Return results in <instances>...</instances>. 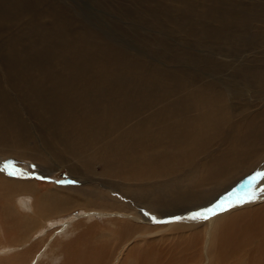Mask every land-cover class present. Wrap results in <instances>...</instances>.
Listing matches in <instances>:
<instances>
[{"label": "bare ground", "instance_id": "6f19581e", "mask_svg": "<svg viewBox=\"0 0 264 264\" xmlns=\"http://www.w3.org/2000/svg\"><path fill=\"white\" fill-rule=\"evenodd\" d=\"M21 6V0H0V44L7 47L0 50L4 71L0 82L14 95L0 87V153L46 162L39 166L43 171L65 166L75 180L51 187L38 177L25 181L0 173V187L5 183L0 189V217L7 218L4 225L9 235L14 226L7 224L8 219L18 225L19 233L15 237L13 231V236L0 232L4 237L1 252L28 240V231L38 229L42 233L79 208L84 211L71 214L68 220L73 221L70 229L76 230L70 234V241L60 244L56 240L57 245L49 242L38 254V264L39 260L42 264L264 261V193L254 203L233 207L207 220L188 219L233 190L243 194L249 178L264 173V109L248 110L250 104L264 101L263 29V34L259 33L263 40L253 42V36L244 29V38H231L230 33L220 36L204 32L200 25L175 24L182 39L202 42L212 38L209 43L213 47H203L201 54L192 55L187 51L189 46L170 48L163 35L159 37L164 21H170L152 9L153 23L159 30L154 28L151 43L155 48L151 49H160L166 62H149L143 50L139 54L130 51L131 58L124 61L126 50L108 45L107 33H100L96 27H84L72 36L68 28L50 33L49 24L39 29L40 37L44 28L53 44L42 37L40 43L32 45V50L44 54L38 58L25 48L28 40L23 44L21 36L19 40L7 36L11 23L24 16ZM40 37L34 38L38 41ZM248 37L251 40L244 44L253 48L252 55L230 60L222 53ZM73 50H78L77 54ZM164 50L171 51L172 56ZM93 58L98 59L96 64ZM31 133L36 144L28 143ZM97 164L104 167L101 171L108 178L124 179L126 185L120 190L132 187L137 199L123 200L104 185L87 183L96 174ZM229 187L234 188L227 191ZM253 187L264 188V176ZM14 193L16 197H12ZM10 196L14 203L7 207ZM95 215L106 218L97 220ZM248 222H260L259 230L253 228L259 237L255 250H251L255 238L248 231L252 225ZM120 236L128 238L115 249ZM39 240L44 244L42 238ZM32 242L29 249H24L26 244L20 251L36 255L39 245ZM123 246L126 248L121 252L119 247ZM57 258L62 260L57 263Z\"/></svg>", "mask_w": 264, "mask_h": 264}, {"label": "rangeland", "instance_id": "374dc122", "mask_svg": "<svg viewBox=\"0 0 264 264\" xmlns=\"http://www.w3.org/2000/svg\"><path fill=\"white\" fill-rule=\"evenodd\" d=\"M18 1H20V0H18ZM21 1H22L21 12L24 16L21 17V19L19 18L20 20L18 19V23L21 24L22 26H20L17 22L16 23L12 22L8 28L9 34H8V32H6V34H8L7 36H13L14 38L15 37L18 38L19 36H21L22 40H20V41L22 43L25 42L26 40H28V42H25V44L24 43L23 44L26 46L25 48H27L29 50V52H30V49L32 50V45L35 46V45H37L35 43H40L42 41V39H41L42 37H45L49 42H51L48 39L44 28H42L43 36L40 37L41 27H46V26H48L47 24H49L48 27L50 28V33L55 29H58V31L62 32V29L65 30L66 28H68L67 30H70L69 33L72 36H73L72 32L78 31V30L83 31L84 27L88 28V26H90L93 29L96 27L95 30L99 31L100 33L103 32L102 34L107 33L104 35L106 36V38H108V41L110 40L109 41L110 44L107 43L108 45L111 46V44H113L114 46L124 48V49H122L123 51L126 50L123 52V57H122V60H124V61L129 60L131 58L130 57V54H131L130 51L133 53L136 52L137 54H139L143 50L145 52L144 54L145 55L147 54V56H145V57L143 55L142 56L146 60L150 59L149 62L153 61V62L158 63L159 60H160V62H166V60L163 58V55L161 54L160 49L156 50V51H154V49H151L152 47L155 48L154 47L155 45H153L151 43L154 40L151 37L155 33L154 28H155V30H159L155 27V25L153 23L155 21H154V18L152 17L153 15L150 14V13H154L152 11V9H155L156 12L160 13L163 16V19H165V20L168 19L171 23L170 24L166 21H164L165 23L163 22L165 24V26L163 28H161L163 30L162 33L158 32L160 34L159 37H161L163 35L162 36L163 40L167 41L170 44V48H174V47L177 48V46L180 48H185L186 46H189V49L190 48H192V49H190V50L187 49V51L190 54L192 53V55L201 54V50H203V47H213L214 46L213 43L210 45V43H211L210 39H212V38H210V39L206 38V40H204L202 42H195V41H191L188 39H182L181 38L182 32L179 29H177L176 26H174L175 24L184 23L186 25H200L201 27H204L203 28L204 32H208V31L212 32L213 31L212 33H217L220 36H224L225 34L230 33L229 35L231 36V38H244V31H243V29H244L245 32L248 33V35L250 34L253 36V42L255 41V39H259V38H260V40H261V38L263 40V37H262L263 35L259 36V33H261V34L264 33V27H263L264 26V0H260V1L259 0H209V1L208 0H203V1L202 0H31V1L30 0H21ZM142 9L145 11L142 12L141 11ZM113 10H114V12H113ZM118 14L120 15L121 18L123 17L124 22L122 21V19L119 16H116ZM143 14L145 17L143 16ZM260 14H262V15H260ZM11 15L13 16L14 13H12ZM41 15H42V17H41ZM155 17H156V14H155ZM23 18L25 19V21ZM116 19H117V22H116ZM28 20L31 22H29ZM141 20H143V21H141ZM134 21L137 22V24ZM51 22H52V24H50ZM65 22H67L65 24L66 26L64 25ZM53 23H54V25H56V28L52 27ZM61 23H63V24H61ZM126 23H127V25H126ZM71 24H72V26H71ZM134 24H135V26H134ZM36 25L40 28H37ZM14 26L17 28H15ZM137 26H139V27H137ZM142 26H144V27H142ZM232 27L234 28L233 31H232ZM60 28H61V30H59ZM132 28L133 29L135 28L134 31ZM145 28L149 32L146 31ZM151 28H152V30H151ZM238 28H240L242 30H240ZM14 29H15V31H14ZM115 29H117V30H115ZM138 29H139V31H137ZM261 29H263V33H262ZM234 30L237 33H235ZM238 30H240V32ZM248 30H250V31H248ZM114 31H115V33H114ZM242 32H243V34H242ZM113 33H114V36H113ZM26 34L29 38L26 36ZM107 35H108V37H107ZM235 35H237V36H235ZM38 36L40 38H38V41H37L34 37L37 38ZM26 37L28 39H26ZM17 38H15V40ZM177 38H179V39H177ZM31 39H33V40H31ZM18 40H19V38H18ZM29 40H30V42H29ZM39 40H41V41L39 42ZM248 40H251V39L248 37L244 42L240 41V45H236L235 43H233V45H231L230 47L227 46L225 48L226 51L223 49L222 53L224 52V54L227 55V59H230V60H233L235 58L240 59L241 56H243V55L245 56L247 54L252 55L253 54V48L248 47L244 44ZM147 41H149L148 43L151 47L149 45L146 46ZM27 43H28V45H27ZM32 43H34V44H32ZM51 43L53 44V42H51ZM126 43H127V46H126ZM197 43H199L198 46H197ZM205 43H208V44H205ZM171 44H173V45H171ZM181 44H185L186 46H183V47L179 46ZM261 46H262V48H264L263 45H261ZM129 47H131V48H129ZM195 47H196V49H194ZM6 48L7 47L4 44H0V50H5ZM257 49L259 50V48H257ZM85 50H87L86 47L83 50L84 53H86ZM76 51H78V50H76ZM76 51L73 50V53L77 54ZM32 52H33V55H35V56H36V54H38V58H40V56L44 55L43 53H41L42 51H38L37 49H34V48H33ZM164 53H168L169 56H172V53L169 50H164ZM31 56L32 55H30V57ZM35 56H33V57H35ZM164 57H165V55H164ZM94 59L96 62H94ZM92 60H93V63L96 64L98 59L93 58ZM150 66H152V65H150ZM3 72L4 71L2 70V66L0 65V78L3 76ZM174 72H176V71H174ZM0 87L2 88V90L6 94L14 97L11 89H8L4 85V83L0 82ZM262 109H264V101L259 102V103H255V104H250V107L248 108L249 111L262 110ZM23 127H24L23 125L20 126V128H23ZM26 131L28 132V129H26ZM28 138L29 137H27V139ZM35 138H36V136L34 137V134L31 133V138L28 140V143L29 144H36V143H34V142H36L34 140ZM212 148H213V151H215L214 147H212ZM6 162H12L15 169L19 173L18 175H8L7 170L0 171V173L3 174V176H5L6 178H15V179H19V180L31 181V180L38 177L37 178L38 181L41 180V182H44L45 184H47L48 186H51V187L52 186H64L63 182H70V181L72 182L73 180H75L71 176V173L68 170V168L65 166H63L62 168H60L56 171L53 170L54 168H52V167H50V168H52V171L48 170L47 168L45 170H48V171H43V168L42 167L40 168L39 166L45 164L46 162H39L36 160H31V159L28 160L27 158H24V157L18 158V157H13L11 155H7L6 153H0V166H2ZM50 164L51 163L49 162V165ZM41 170L44 173L41 172ZM101 170H104V167H102L100 164H97L95 170L93 171V172L96 171V174H94V176H93L92 175L93 172H91V175H92L91 179L92 180H90L87 183L95 184V185H104L105 190H107V191L112 190V192H114L115 196L118 195V198L121 197L123 200L128 199L127 201H131V200L134 201L135 199H137L138 194L135 193V189L133 190L132 187L126 188V189H124V191L120 190L119 187L121 185H124V184L126 185V182L124 179H122V178L115 179V177H114V179H115L114 180L113 177H110V176L108 178L107 177L108 175H106L105 173L103 174L102 173L103 171H101ZM98 173H101V174L99 175ZM96 175H98V176H96ZM241 175H244V174H241ZM98 179H99V181H97ZM101 179L103 182L101 181ZM117 182L119 183V185L117 184ZM106 184H108L109 186ZM4 185H5V183H3L2 186H4ZM2 186L0 187V189L2 188ZM131 188H132V191H131ZM232 189H231V187H229V189L227 191H231ZM5 190L7 192H9V190L7 188ZM12 197H16V194L14 193ZM12 197L10 196V198L8 197V199L6 200L5 204H7L9 202L7 207H9L10 204L14 203V201H13L14 199ZM3 203H4V199H3ZM83 211L84 210H82V209L76 208L75 213H70L69 215L68 214L65 215L63 218V221L54 223L53 228L52 227H46L45 230H42V233H41V231H38V229L28 231L29 233H27L25 236V238L26 237L29 238L28 240H25L24 242L19 244V246L18 245L17 246L9 245L8 246L9 251L7 250V251H2V252H1V250H3V249H2L1 244L4 243L3 242L4 237H3L2 233H4V236L5 235L6 236H13L12 234L15 233L14 234L15 237H17L19 233L17 232V228H16V227H18V225L16 223L12 222L10 219H8L7 221H9V222H7V224H9L12 227L14 226V229L10 230L11 235H9V230L6 229L8 227L5 226L6 224L4 225V222H5L4 220L7 218H4L3 216L0 217V219H1L0 221L2 222V223L0 222V224H2L3 228H4V230H3V228L0 227V232H2V233H0V247H1L0 253L2 254V255H0V264H19V262H21L22 264H38V254L40 252H42L45 248H47L46 246L49 244V242L57 245L56 240L59 241L60 244H64V242L70 241V238H71L70 234L76 232L75 229H74L75 231L73 229H70V226L73 223V221H68L69 219L72 218V217H70V215L71 214L78 215ZM170 211H172V210H170ZM6 217H7V215H6ZM112 217L114 218V216H112ZM79 218H83V217H79ZM103 218H106V217H101L100 215H95V219H97V220H101ZM165 218H167V217L165 216ZM257 219L260 220L259 216ZM248 224H252L251 226H249L248 231H249L250 235L253 237V240L255 238L253 245L251 247V250H255L257 247V244H258V240H259V237L256 236V234H257L256 230H259L260 222H252V223L248 222ZM63 225L67 226V230L63 229ZM261 226H263V225H261ZM253 228H255L256 230H254ZM207 229H209V226L206 228V230ZM12 231H13V233H12ZM40 238H42V241L44 240L43 241L44 244L40 243V240H39ZM127 238L128 237H126V236L118 237L117 240L118 239L119 240L116 243V245L114 246V248L115 249L118 248V244ZM6 240L9 242L10 240H13V239L9 240V238H7ZM31 242L32 243L37 242L39 247L37 248L36 255L28 256V254L30 252L29 251L24 252V251L27 249L26 247H28V249H29V245L31 244ZM10 246H11V248H10ZM24 246H25V248H24ZM231 246H233V244ZM6 248H7V246H6ZM14 248H16V249H14ZM23 248L25 250L20 251ZM114 248H112V249H114ZM125 248H126V246L119 247L121 252ZM32 250H34V249H32ZM130 252L131 251L128 252V255L131 257ZM263 253H264V251H263ZM21 254H22V256H21ZM61 254H62V256L64 255L63 252H61ZM241 254L243 255V257L245 256V253L241 252ZM61 260H62L61 258H59V260L57 258L56 262L58 263ZM197 260H195V261H197ZM195 261L189 260V262H195ZM39 262H40V264H42L43 260L42 261L39 260ZM241 263H242V261H241ZM258 264H264V261L259 262Z\"/></svg>", "mask_w": 264, "mask_h": 264}, {"label": "snow or ice", "instance_id": "6c2138e0", "mask_svg": "<svg viewBox=\"0 0 264 264\" xmlns=\"http://www.w3.org/2000/svg\"><path fill=\"white\" fill-rule=\"evenodd\" d=\"M7 170L8 175H18V171L15 169L12 162H6L2 166H0V171ZM264 176V173L257 172L254 176H251L248 180V186L246 187L243 194H237L235 190L229 193L226 197H222L220 201H218L212 207L206 208L200 212L193 213L188 219L191 220H207L212 216H215L219 213L226 212L229 209L241 206L247 203H254L257 199H260V193H264V188L255 189L253 185L255 182ZM182 219V218H176Z\"/></svg>", "mask_w": 264, "mask_h": 264}]
</instances>
